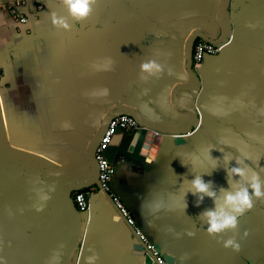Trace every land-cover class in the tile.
<instances>
[{
	"label": "crops",
	"instance_id": "1",
	"mask_svg": "<svg viewBox=\"0 0 264 264\" xmlns=\"http://www.w3.org/2000/svg\"><path fill=\"white\" fill-rule=\"evenodd\" d=\"M16 2L26 22L10 13ZM224 2L95 0L90 15L77 19L64 0H0L3 264H51L53 257L64 263L75 229L69 197L76 204L77 192L97 187L76 183L92 178L89 150L113 111L134 109L149 123L175 129L190 121L186 106L199 115L178 144L165 145L176 135L152 129L142 142L137 131L114 135L112 193L171 264H264V198L253 197L236 230L215 235L199 217L214 207L213 198L197 206L189 192L182 207L193 175L208 171L206 162L181 163L197 149L215 146L211 154L221 158L204 175L218 196L228 186L224 154L233 158L228 167L239 158L264 179V0L229 1L228 38L219 53L193 62L200 84L188 89L189 42L199 32L221 35ZM53 13L69 27L54 25ZM37 33L43 35L18 48ZM152 60L163 71L142 73L141 64ZM79 212L82 234L69 264H87L93 254L95 264H145L136 230L106 195ZM233 237L238 250L223 245Z\"/></svg>",
	"mask_w": 264,
	"mask_h": 264
},
{
	"label": "clouds",
	"instance_id": "2",
	"mask_svg": "<svg viewBox=\"0 0 264 264\" xmlns=\"http://www.w3.org/2000/svg\"><path fill=\"white\" fill-rule=\"evenodd\" d=\"M72 17L77 19L87 18L92 11V4L95 0H64ZM26 21V18H24ZM52 22L59 27L68 28L69 24L64 17H58L55 13L52 14ZM142 73L155 75L163 71V66L156 61H146L141 64ZM107 89H105V94ZM107 140L105 141V145ZM215 146H207L193 151L188 155V158L181 159L183 165H188L191 161L193 165H204L207 163L208 171L200 175H193L190 181V186L182 193V207L185 211L187 208L186 196L190 192L197 196L196 204L199 206L205 196L213 198L214 207L206 209L199 214L202 221L207 224V231L210 235L220 234L229 229L236 230L238 228L239 219L244 213L253 208V197L264 198V179L261 178L259 172L250 169L244 161L239 158L235 159V166L228 167L227 165L233 161V158L223 155L225 161V171L227 179V187H221L220 195H217V190L212 187L213 181H205L204 175H211L212 171L219 167L220 157H213L212 150ZM219 151L224 153L223 149ZM244 165V166H241ZM159 207V205H157ZM189 235H194V232H189ZM248 233L245 231L244 235ZM224 247H232L238 250L239 242L233 237L223 241ZM56 257L52 258L51 264H55ZM97 256L95 254L87 257V264H95ZM0 264H3L0 260Z\"/></svg>",
	"mask_w": 264,
	"mask_h": 264
},
{
	"label": "water",
	"instance_id": "3",
	"mask_svg": "<svg viewBox=\"0 0 264 264\" xmlns=\"http://www.w3.org/2000/svg\"><path fill=\"white\" fill-rule=\"evenodd\" d=\"M229 1L230 0H225L224 5L222 7L221 10V15H220V19H219V25L221 27V35L218 38H212L209 35H207L206 33L203 32H199L197 34H194L189 42V49H188V69L190 71L191 76L193 77V85H191L190 90L192 89H196L199 87L200 84V78H199V74L197 73V71L194 69L193 67V50H194V44L196 42V40L198 38L204 39L206 41H209L211 43H222L224 42L227 38H228V33H229V27L228 24L225 22V17L227 14V8L229 5ZM43 33H37L35 35H32L31 37L25 39V41L18 46V48L22 47L25 44L30 43L31 41H33L34 39L42 36ZM178 104V102H176ZM179 105V104H178ZM183 109L189 111L191 113V118L190 121L188 123H186V125H184L181 128H175V129H167L166 127H160L158 125H155L154 123H149L147 121H145L140 114L135 111L134 109H116L115 111H113V113H111L105 120V123L103 124V127L100 131V133L97 135V137L93 140L92 145L90 147L89 150V159L91 161V163L94 165V173L92 178L90 179V181H84V183H76V186L79 188H89L91 186L96 185L98 188H101V183H100V179H99V164H98V159L96 157V148L105 132V130L107 129L109 122L111 121V119L117 115H121V114H130L132 115L139 123V125L141 126L140 129L137 131L136 135H138L140 137V141L142 142L144 139L145 134L148 132V129H152L155 130L157 132H161V133H171L173 135H176L174 137V139H168L166 140V144H169L170 146L172 144H178L181 141H184V134L188 133L193 126L196 124V120L198 119V112L195 108H190V107H184ZM112 150V147L110 146L107 154L109 159L112 161V155L110 153V151ZM102 193L101 192H97L96 194L91 196V202L95 201V199H97V197H99ZM104 195H106L113 203L116 204V202L114 201L113 197L110 195V193H104ZM70 202H69V207L74 215V219H75V229H74V234H73V238L71 240V243L69 245L68 251L66 253L65 256V261L63 264H69L72 254L74 252V250L78 247V244L80 242L81 239V234H82V217L81 214L76 206V204L74 203V201L72 200L71 197H69ZM120 209V208H119ZM121 211V209H120ZM127 219V218H126ZM134 230L135 227L131 226ZM156 246V250L160 251V247L159 245H155ZM85 248H88L87 246ZM144 246L142 245V250L140 251L142 253V255L145 257V264H153L152 260L150 258V255H148L147 253H145L144 251ZM166 257V256H165Z\"/></svg>",
	"mask_w": 264,
	"mask_h": 264
},
{
	"label": "built area",
	"instance_id": "4",
	"mask_svg": "<svg viewBox=\"0 0 264 264\" xmlns=\"http://www.w3.org/2000/svg\"><path fill=\"white\" fill-rule=\"evenodd\" d=\"M20 3H13L10 6V13L17 21L26 22L28 17L26 14L19 10ZM26 18V21L25 19ZM221 44L220 43H211L204 39H200L195 42L193 59L195 65H199L204 57L207 54H217L220 52ZM138 121L130 114H121L113 117L109 122L107 129L105 130L97 148H96V157L99 164V179L101 183V188L94 187L89 192H77L75 195L76 206L80 211H85L90 208L91 205V196L97 192L101 193H110L116 202L117 206L121 209V212L126 216L128 223L131 226L135 227V230L139 236V240L142 245L145 247L144 251L152 260L153 264H171L168 262L165 257L160 256L156 250L155 243L151 242L148 236L143 233L135 223L134 217L129 213V211L123 206L119 198L112 193V181L115 174V164L108 157L107 151L111 146L112 139L114 135L120 130L127 131H138L140 129ZM107 144L105 145V141Z\"/></svg>",
	"mask_w": 264,
	"mask_h": 264
}]
</instances>
